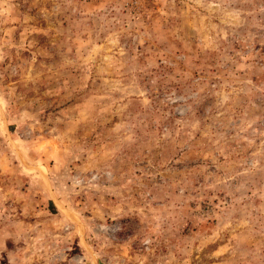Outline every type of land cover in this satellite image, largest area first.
<instances>
[{"label": "rangeland", "instance_id": "374dc122", "mask_svg": "<svg viewBox=\"0 0 264 264\" xmlns=\"http://www.w3.org/2000/svg\"><path fill=\"white\" fill-rule=\"evenodd\" d=\"M0 264H264V0H0Z\"/></svg>", "mask_w": 264, "mask_h": 264}]
</instances>
